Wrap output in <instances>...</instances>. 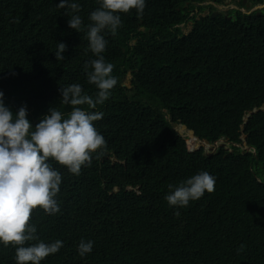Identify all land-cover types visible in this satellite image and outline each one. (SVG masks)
<instances>
[{
	"label": "trees",
	"instance_id": "16d2710c",
	"mask_svg": "<svg viewBox=\"0 0 264 264\" xmlns=\"http://www.w3.org/2000/svg\"><path fill=\"white\" fill-rule=\"evenodd\" d=\"M58 1L0 0V33L7 32L9 37L0 40V71L11 74L28 63L33 66L36 78L29 89L22 90L13 84L11 95L38 122L52 105L32 103V98L50 96L54 107L61 108L57 98L41 91L59 73L71 72L73 65L56 64L40 46L27 45L23 38L28 33L23 27L32 28V34L40 37L41 30L59 20L55 10ZM209 1L222 5L226 0ZM75 2L81 5L78 13L81 17L89 18L99 7L98 0ZM205 2L146 0L142 15H137L134 9L121 14L122 25L115 34L106 32L105 39L123 46L127 54L136 52L140 61L166 62L174 55L167 42L169 27L194 19L190 43L180 45V61L188 83L169 71L164 73L174 88L185 91L190 103L188 112L187 109L174 111L171 120H181L201 138L210 140L227 135L229 140L240 142L241 120L251 108L247 100L253 94V91L245 94L244 86L250 82L254 92H264V10L259 11L260 15L220 11L211 18L210 12L216 9L205 5L209 13L195 19L192 9L202 11L203 7L196 4ZM230 2L244 7L242 0ZM191 3V10L184 8ZM59 11L73 14L67 6L59 7ZM144 27L152 32H141ZM131 39L135 40L132 47L127 44ZM153 70H157L156 66ZM87 71L91 69L84 68L86 76ZM162 75L156 73L158 78ZM134 80L135 89L144 93L141 100L159 97L155 91L148 92L147 83L139 81L136 74ZM59 84L68 86L61 76ZM175 99L167 96L161 102L162 107ZM115 104L121 111L119 115L106 117L103 127L95 126L116 162L124 160L125 164L111 167L108 160L101 162L93 158L90 166H82L80 175H74L65 167L51 163L65 177H73L60 186L57 199L62 202V209L57 215L33 209L29 222L36 225L37 235L45 242L60 235L73 243L49 255L41 264H94L89 259H79L75 254L77 247L74 250L75 242L79 244L81 238L88 239L91 234L103 243L94 245L91 255L106 264H264V113L254 114L246 126L247 143L255 149V155L225 156L221 149L218 154L206 157L201 149H193L191 139L175 135L170 138L165 128H155L152 120L158 110L151 104L146 102L142 112V119L150 125L128 119L125 104ZM183 105L177 99L174 108ZM154 135L160 140L151 143ZM200 171L216 177L213 192H206L182 207L187 211H176L178 207L164 204L167 193L161 189L169 184L178 185ZM126 187L138 188L139 192L130 193L129 200L121 191ZM131 203L141 217L137 237L132 232L136 222L129 217ZM101 210L105 215H98ZM161 229L167 232L163 244H159L163 238ZM105 249L119 256L115 263ZM0 264H16L15 253L3 245H0Z\"/></svg>",
	"mask_w": 264,
	"mask_h": 264
},
{
	"label": "clouds",
	"instance_id": "9594fccd",
	"mask_svg": "<svg viewBox=\"0 0 264 264\" xmlns=\"http://www.w3.org/2000/svg\"><path fill=\"white\" fill-rule=\"evenodd\" d=\"M98 3L99 7L87 18L78 14L81 5L75 0H59L55 5L59 20L41 30L40 37L32 34V28L23 27L28 33L23 38L27 45L40 46L56 64L66 62L73 65L71 72L59 73L41 91L57 98L61 108L54 107L50 96L32 98V103L52 105L48 114L36 121L33 116H28L27 111L30 110L11 95L13 84L22 90L29 89L36 78L33 66L28 63L11 74L0 71V245L15 253L16 264H41L49 255L69 248L73 243V240H66L60 235L51 242H45L37 235L36 225L29 222L33 209H42L48 215H57L62 209V202L57 199L60 186L73 177H65L52 164L61 165L74 175H80L82 166H90L93 158L101 162L108 160L111 167L125 164L124 160L116 162L104 136L95 126L99 124L103 127L106 117L119 115L121 111L114 103L125 104L128 119L149 124V121L142 119L147 102L158 110L157 117L152 120L155 128H165L170 138L175 135L181 139L183 136L180 128L172 122L171 114L188 109L189 99L183 89H176L170 84L164 73L169 71L188 83L189 78L180 61V45L190 43L194 19L188 18L169 27L167 42L174 53L172 58L166 62L140 61L136 52L127 54L123 46L107 42L105 33L115 34L118 31L122 25L121 14L134 9L137 15H142L146 0H98ZM205 3L202 4L211 5L209 0ZM65 6L72 10V15L59 11V7ZM200 17L196 16L195 19ZM190 21L191 28L182 33L179 26L185 25L188 29ZM146 31L152 32L145 27L141 30ZM8 38L7 32L0 33V40L6 41ZM134 41L131 39L127 42L128 46L132 47ZM153 66H156V71ZM84 68L91 69L87 71V76ZM130 72L135 73L139 81L147 83L148 92L155 91L159 97L141 100L144 93L135 89V80L129 76ZM156 73L163 75L158 78ZM60 76L68 86L60 87ZM133 93L136 96H128ZM167 96L176 99L173 105L162 107L161 102ZM177 99L184 104L183 107L174 108ZM158 140L160 138L154 135L150 142ZM215 183L214 175L200 171L178 185L169 184L160 191L167 193L163 198L164 204L167 202L170 207H178L174 210L180 211L186 210L182 207L188 206L190 201L200 199L206 192H213ZM121 191L129 200L130 193L139 192L138 188L131 187ZM120 214L125 216L123 210ZM98 215H105V212L101 210ZM129 217L136 222L132 232L137 237L141 217L132 203ZM162 233L159 244L167 241V232L162 230ZM94 245H103L99 237L94 238L91 234L88 239L81 238L79 244L74 243V250L77 247L75 254L81 260L106 264L92 257ZM181 250L190 252L188 249ZM105 251L115 263L119 256Z\"/></svg>",
	"mask_w": 264,
	"mask_h": 264
},
{
	"label": "bare ground",
	"instance_id": "6f19581e",
	"mask_svg": "<svg viewBox=\"0 0 264 264\" xmlns=\"http://www.w3.org/2000/svg\"><path fill=\"white\" fill-rule=\"evenodd\" d=\"M237 2L236 3L230 2V5L233 6L231 11L233 10L240 11L243 14H251L253 12H257V15H260L259 11L264 10V2L252 4V3L247 2V0H242L244 7H241L240 5H238ZM196 5H198V3ZM211 6H213L217 12L213 10L212 12H210L209 15H211L212 13H217L218 15V12H219L218 10L226 6V1L222 5H218V4H215L214 2H211ZM228 19H231V17H228ZM129 76L135 79V73L130 72ZM254 81L255 79L252 82ZM252 88L253 87L250 85V82H247L244 86L245 94L251 91H253V94L247 100L251 108L248 110L247 114L242 117V120H241L240 129H239L240 142H234V141L229 140V136L227 135H221L220 137L218 136L214 139L211 138L210 140L206 138H201L198 135H196V132L193 128H189L187 124H184L181 120L176 119V121H173V123L180 128L183 134L182 138H189L192 140L194 150L201 149L203 151L202 156L212 157L215 154H218V152L221 149L225 151V156H230V155H235V154L244 156L249 153L252 155H255L256 154L255 149L247 143L246 126L248 124L249 119L254 114H257L259 112L264 113V92L256 93L254 92ZM187 112H188V109H187ZM181 179H184V178H181Z\"/></svg>",
	"mask_w": 264,
	"mask_h": 264
},
{
	"label": "rangeland",
	"instance_id": "374dc122",
	"mask_svg": "<svg viewBox=\"0 0 264 264\" xmlns=\"http://www.w3.org/2000/svg\"><path fill=\"white\" fill-rule=\"evenodd\" d=\"M206 4V3H205ZM205 4H200V5H197V6H201V7H203V9H202V11L201 12H199V10L197 11V10H195V9H192L191 7H192V3H191V6L190 5H184V8H189L190 10L192 9V11L194 12V14L197 16V18L198 17H200V16H205V15H207L208 14V12L210 11L209 10V8L207 9L206 7H205ZM207 4H209V2H207ZM195 6V5H194ZM232 8H233V6L232 5H230V1L229 0H226V6H224V7H222L221 9H219L218 11L220 12V11H231L232 10ZM215 12H217L216 10H215ZM191 25H192V22L190 21V24H189V28L188 29H186V26L185 25H180L179 26V28H180V30H181V32L182 33H185V32H187L190 28H191Z\"/></svg>",
	"mask_w": 264,
	"mask_h": 264
},
{
	"label": "water",
	"instance_id": "95a60500",
	"mask_svg": "<svg viewBox=\"0 0 264 264\" xmlns=\"http://www.w3.org/2000/svg\"><path fill=\"white\" fill-rule=\"evenodd\" d=\"M216 15H217V13H212V14L210 15V17H211V18H214Z\"/></svg>",
	"mask_w": 264,
	"mask_h": 264
}]
</instances>
